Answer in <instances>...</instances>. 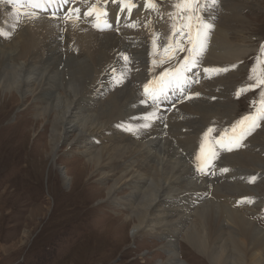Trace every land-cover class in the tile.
Masks as SVG:
<instances>
[{
    "label": "bare ground",
    "instance_id": "obj_1",
    "mask_svg": "<svg viewBox=\"0 0 264 264\" xmlns=\"http://www.w3.org/2000/svg\"><path fill=\"white\" fill-rule=\"evenodd\" d=\"M208 1L202 12L203 24L210 27L201 30L202 34L206 32V36L203 37V48L195 54L202 55V59L206 55L199 66L201 74L209 80L222 72L239 74L242 70L239 62L248 52L242 45L248 41L245 37L247 31L243 28L248 30L250 26L242 16L241 1L223 0L220 7L215 3V8H220L222 13L214 12L213 0ZM63 8L66 10L67 5ZM55 11L58 18H52L48 12L30 11L33 15H25V20L9 4L0 3V32L7 34L6 39L0 37V93L5 98L2 108L7 115L16 109V104L23 107L32 100L23 110L31 111L44 131H50L49 152L46 154L55 166L60 165L62 152L67 151L66 155L81 153L67 171L59 168L64 186L70 183V192L78 188L83 189V193L90 191V198L100 194L95 200H87V204L94 201L97 206L102 205L97 207L94 218L102 221L101 216L110 213L109 208L114 214L120 213L126 224L132 226V239L135 241L143 235L164 239L163 249L168 259L161 264H190L188 260H181L179 248L191 250L202 258L203 264L205 261L208 264H264V231L251 220L255 214L252 206H245L250 216L248 219L247 213L233 209L226 202V196L218 197L234 195L241 190L250 191L249 196L258 198L264 194L257 186L249 188L241 184L240 188L237 185V191L230 193L227 191L228 183L210 184L206 176L213 174L206 171L199 173L202 175L197 174L178 147L192 149L194 132L186 135L182 131L173 133L166 126L175 119L185 124L190 122L194 129L201 128L204 122L194 119L198 115V107L207 113L210 110L203 107L210 106L216 112L211 91H208L210 96L202 95L204 90L210 87L212 91H220L223 88L220 83H227V79L209 81L201 85L202 88L199 86L194 91H201L202 96L192 100H184L191 91L169 93L177 91L178 84L173 82L168 90L156 92V99L149 102V97L144 96L134 82L139 72L133 69L137 67L135 58L145 56L134 38L144 44L148 37L139 31L134 19H127V12L121 24L115 25V8L107 30L98 33L88 22L90 19L84 21L80 18L65 23L60 9ZM220 14L223 16L217 25L215 20ZM111 29H118V35L116 30L108 33ZM234 35L239 40L236 44L232 42ZM112 53H116V57H111ZM125 55L130 62L123 61ZM208 65H222L226 71L206 72ZM118 83L123 89L117 88ZM101 86L102 90L98 89ZM192 86L186 85L187 88ZM238 86L239 83H233L229 89L226 88L222 92L225 99H229ZM113 88L116 91L111 94ZM229 90L232 93L229 94ZM172 97H175L174 104L178 103V111L166 121L173 104L169 103L163 109L161 105H167L164 101ZM238 106L232 96L226 102L227 112L210 122L229 124L239 112ZM31 114L26 115V122L31 120ZM252 134L235 150L217 148L211 161L216 165L214 176H219L218 171L227 167L219 162L221 154L226 153H232V166L252 169L243 170L240 174L253 172L264 175V158L248 152L251 146L258 144L259 152H264V133L262 138L254 140L250 139ZM45 148L42 145L38 148L40 155L45 153ZM43 158L41 163L45 162ZM75 173L81 175L80 184H75L70 177ZM223 173L227 177L221 180L235 178L227 170ZM89 183L94 186L87 188ZM110 234L126 238L122 227L115 228Z\"/></svg>",
    "mask_w": 264,
    "mask_h": 264
},
{
    "label": "rangeland",
    "instance_id": "obj_2",
    "mask_svg": "<svg viewBox=\"0 0 264 264\" xmlns=\"http://www.w3.org/2000/svg\"><path fill=\"white\" fill-rule=\"evenodd\" d=\"M221 1L223 2V0H217L218 3L215 2L217 7L222 5ZM240 1L239 6H241L242 9V16L245 17L250 24L248 30L247 28H243V26H238L247 31L245 37H248V41L242 43L248 52L245 58L239 62L242 68L241 72L239 74L222 72L221 75H215L209 80L206 76L200 75L201 69L199 68L201 65L200 63L203 62L206 55H203L202 59V55H195L194 57L193 54L192 56L194 58L190 62V64H193L190 65V67H192V78L197 81L196 83L200 84L202 81L201 85H203L209 81L218 82V80L223 79H227V83L219 82L223 87L220 91L217 89L212 91L210 87L204 90L207 94L204 93L202 95H209L208 91H211V97L216 112L210 106L203 107V109L210 110L207 113L201 110V107H198L199 113L197 112L198 115H195L196 117L194 116V119L199 118L198 121L204 122L201 128L199 126V129H194L190 122L186 123V125L182 120L179 122L173 119L172 122H168L171 126L167 123L171 132L176 133L182 131L184 135L194 132V139H196L197 135L208 125H212L210 121L214 122L217 117H221L227 112L226 102L230 101L233 95L229 99H225V95L222 92H224L226 88L229 89L233 83H239L240 86L246 85L248 88V91H245V97L240 101L236 100L237 103H239V109L241 108L246 111L245 117L259 115L261 119L264 118V84L259 83L264 77L259 78V80L255 82L253 81V77L248 76V68L246 69V62L253 58V56L258 60H261L259 56H264V0ZM215 3L212 7L214 9H208L222 13L220 12V8H215ZM226 13L231 15L229 14L230 12ZM222 16L223 15L220 14V16L216 18L215 23L217 25L218 22L221 21ZM203 18V12H200L191 21H182L180 26L187 23L197 25ZM216 24H214V26ZM21 26L23 27V25ZM94 30L95 32L101 33V31ZM115 30L116 29H111L108 33ZM116 32L118 35L119 30L117 29ZM0 37L6 39L7 34L4 33V35ZM134 40L139 46L138 49L144 51L146 55L148 39L144 44L139 43L135 38ZM124 41L127 44L130 43V41L126 39H124ZM238 41V38L234 35L232 42L236 44ZM70 46H73V44L71 43ZM116 53H112L111 57H116ZM246 59L248 60L246 61ZM262 61L264 64V59ZM258 63L262 67V62L259 61ZM253 64L256 65L257 62L253 61ZM230 65H232V63H230ZM223 68L225 69V67ZM181 83H183L185 87L186 85H193V82H190L187 77L185 78V82ZM201 85L200 88H202ZM214 87L217 88L216 86ZM117 88L123 89L120 87L119 83ZM198 88L199 86L197 89ZM98 89L102 90V86ZM191 89V92L194 93L196 88ZM115 91L116 89L113 88L110 93L114 94ZM177 92L180 91H169V93ZM228 92L229 94L232 93L231 90ZM234 92L235 91H233V94ZM138 93L140 94V91H138ZM4 101L5 98L0 93V264H161L167 261L168 255L164 253L165 250L163 249L165 240L161 237L155 238L151 235H143L135 241L132 239V226L126 224L120 213L114 214L111 208H109L110 213L101 216L103 217L102 221L96 220L94 218L95 212H98V208H101L102 205L97 206V202L94 201L87 204V200H95L100 194L97 197L90 198V191L83 193L84 190L81 188H78L79 190L76 189L74 192H70V183L64 186L62 174L59 171L61 167L63 171H67V169L72 167L73 164L71 163L76 160V158H80L81 153L66 155L68 152L64 151L61 154L62 161H59L60 165L55 166L52 159H49L46 154L49 152L50 131H44V127L38 123L34 115L31 114V111L28 112L23 110L31 104L32 100L27 102L23 107L16 104V109L9 115L5 114L6 112L2 108ZM164 102H167V105L162 104V109L166 108V106L168 107L170 105L169 103L174 104L175 97L166 99ZM14 103L13 101L12 104ZM247 103H249L248 106ZM28 113L31 114V120L26 122L27 120L25 121V119ZM209 122L211 124H209ZM263 133L264 122L260 128L258 124L253 129V134L250 139L262 138ZM37 136H39L38 140ZM134 139H138V137ZM41 145L46 147L43 155H40V150L38 151ZM257 146L254 145L250 147V144H248V147H250V151L248 152L254 156L264 158V152H259L260 147ZM178 147L184 153L187 162L194 169L193 165L190 163L191 149H185L179 145ZM231 154L232 153L221 154L222 158L219 162L226 164L227 167H236L232 166L230 159ZM10 156H12V158ZM42 156L45 160L44 163L40 161ZM227 160L230 161L228 162ZM221 169H223V167ZM246 169H248L247 171H252L251 168H244L242 166H237L233 171L227 170L235 177L234 179L227 178L221 180L223 177H227L224 175L223 170L219 176L209 175L206 177H208V182L210 184H230L227 187V191L230 193H235L237 191V185L242 188L241 184H243L249 188L257 186L259 191L264 194V181L259 182L257 185H248L249 178L246 176L256 175V173L245 172L240 174ZM194 171L196 172L195 169ZM196 173L199 174L198 172ZM75 174H71L70 177L71 179L73 178L75 184H77V182L80 184V180L82 179L81 175H79L80 173ZM92 186H94L93 183L87 184V188ZM241 191H237L234 195L229 194L228 196L223 194L218 197L226 196V202L230 204L233 209H239L247 213L248 211L245 209L246 205L239 206L237 199L249 196L251 192ZM232 196L236 199H232ZM252 209L255 211V214L252 216L253 218L251 220L264 231V223H260L254 218L258 210L255 209V207H252ZM246 216L250 219L249 213H247ZM118 217L120 218L119 220L117 219ZM119 227H122L126 232V238H124V236L120 239L110 234V231ZM104 228L106 230L101 232ZM178 252L180 253L182 261L188 260L190 264H203L201 262L202 258L198 257L191 250L186 249L185 251L179 248ZM182 253L183 255H181ZM204 263L208 264L206 261Z\"/></svg>",
    "mask_w": 264,
    "mask_h": 264
},
{
    "label": "snow or ice",
    "instance_id": "obj_3",
    "mask_svg": "<svg viewBox=\"0 0 264 264\" xmlns=\"http://www.w3.org/2000/svg\"><path fill=\"white\" fill-rule=\"evenodd\" d=\"M2 2H7L8 4H11L14 8L16 7L17 4L21 3V0H0V3ZM74 2V0H24V7H28L31 6L35 9L44 11V12H48L49 8L48 5L50 4H59V5H71ZM113 3H116V0H112ZM213 2L215 3L216 0H213ZM105 3H107V0H105ZM120 3L123 5V9H127L129 12H131L133 5L131 4L130 0H120ZM199 3V0H181V3L177 4L176 7L177 8H183L184 9V13H185V19L187 21H191L192 19V15H194L195 13V7L196 5ZM146 4L147 7L149 8H153L154 5L152 3V0H146ZM26 16H32L33 13L32 12H24L23 13ZM73 14H75V19L78 21L80 18V9L79 8H71L69 7L68 10L65 13V19L72 21L73 19ZM85 15L91 17V16H95V19L97 21L100 20V18L102 16H107V10H99L95 7H91L87 10V12L85 13ZM51 17L52 18H58L57 17V13L56 11H52L51 12ZM133 27H135V25H132ZM109 27H111V25H109ZM173 27V33L172 36L175 37L177 35V29H176V24L174 23L172 25ZM195 27V31H193ZM210 26L203 24L202 22L198 23L197 25H193L192 23H187V24H183L180 29H179V39L176 41L175 44H172L171 42L164 47V52L167 53H172V55L174 56L175 53L177 51H184V47L183 45L180 43L181 40L187 38L188 43L190 45V51H192V53L195 55L200 49L203 48V37L206 36V32L202 34V29H207ZM0 35H4V33L0 32ZM171 40V38H170ZM153 44L155 46V41H153ZM125 62H130V58L128 56H124L123 57ZM205 71H209V69H205ZM226 71V69H225ZM172 76V73L169 71H165L164 73L161 74L160 76V83H161V90L164 87H167L169 85H171L173 83L172 79H165L166 77H170ZM175 81L177 83H179L181 80L185 79V77L180 74L177 73L175 76ZM259 83L264 84V79H261L259 81ZM144 91L146 94L149 93V87H145ZM244 91V89H241V92ZM151 97L153 100L156 99V92L155 90H153L151 92ZM190 98V97H189ZM246 119H253V118H246ZM241 123H243V121H241ZM255 121L253 119V124L252 127H255ZM250 131V129H249ZM220 141H217V143H219ZM233 141H229V143H232ZM231 150V149H229ZM205 154V145H201V157ZM201 157H197V159L199 160ZM201 171H203V169H200Z\"/></svg>",
    "mask_w": 264,
    "mask_h": 264
}]
</instances>
